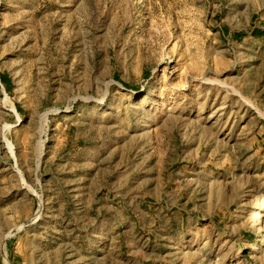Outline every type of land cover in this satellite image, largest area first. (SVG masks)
I'll return each mask as SVG.
<instances>
[{
    "label": "rangeland",
    "instance_id": "374dc122",
    "mask_svg": "<svg viewBox=\"0 0 264 264\" xmlns=\"http://www.w3.org/2000/svg\"><path fill=\"white\" fill-rule=\"evenodd\" d=\"M0 76V264H264V0H0Z\"/></svg>",
    "mask_w": 264,
    "mask_h": 264
},
{
    "label": "bare ground",
    "instance_id": "6f19581e",
    "mask_svg": "<svg viewBox=\"0 0 264 264\" xmlns=\"http://www.w3.org/2000/svg\"><path fill=\"white\" fill-rule=\"evenodd\" d=\"M212 81V80H211ZM213 83H215L214 81H213ZM205 84H207V82H205ZM216 84V83H215ZM207 86V85H206ZM210 86V85H209ZM217 86V85H216ZM221 86V85H220ZM222 86H224V87H226L225 85H222ZM229 86V85H228ZM219 87V86H218ZM220 88V87H219ZM220 90V89H219ZM229 90V89H228ZM234 94V93H233ZM6 144H7V146H8V148H10V144L6 141Z\"/></svg>",
    "mask_w": 264,
    "mask_h": 264
},
{
    "label": "trees",
    "instance_id": "16d2710c",
    "mask_svg": "<svg viewBox=\"0 0 264 264\" xmlns=\"http://www.w3.org/2000/svg\"><path fill=\"white\" fill-rule=\"evenodd\" d=\"M0 82L5 83L4 78L2 76H0Z\"/></svg>",
    "mask_w": 264,
    "mask_h": 264
}]
</instances>
